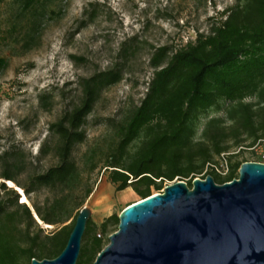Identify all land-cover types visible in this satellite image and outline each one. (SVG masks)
Returning a JSON list of instances; mask_svg holds the SVG:
<instances>
[{
    "label": "trees",
    "instance_id": "16d2710c",
    "mask_svg": "<svg viewBox=\"0 0 264 264\" xmlns=\"http://www.w3.org/2000/svg\"><path fill=\"white\" fill-rule=\"evenodd\" d=\"M48 1L24 0L23 13ZM150 65L154 73L146 95L119 125L118 145L106 165L116 192L132 188L147 198L152 187L160 191L165 182L203 174L222 153H229L230 173L221 176L209 170L202 178L211 175L217 184L238 178L242 162L232 161L227 142L249 149L264 137V0H236L195 41L177 49L158 47ZM122 79L118 69L81 79L80 103L50 127L57 137L55 166L30 177L27 183L5 168L2 178L23 189L30 204L20 202L15 187L0 183V264L55 259L65 249L80 212L73 215L67 208L68 196L83 188L75 148L86 140L84 125L103 90ZM221 102L225 103V116L209 119L197 139L200 117L212 108L221 110ZM136 141L139 144L130 150ZM247 141L250 143L244 146ZM97 167L93 163L91 171ZM187 184L192 187V182ZM43 189L57 194L40 201L37 195ZM92 192L91 187L85 189V199ZM34 213L40 222L60 226L59 230L44 234ZM71 218L72 223L64 225ZM118 226L116 213L100 225L90 218L77 264H94L105 248L97 231L105 235L111 227L116 232Z\"/></svg>",
    "mask_w": 264,
    "mask_h": 264
},
{
    "label": "rangeland",
    "instance_id": "374dc122",
    "mask_svg": "<svg viewBox=\"0 0 264 264\" xmlns=\"http://www.w3.org/2000/svg\"><path fill=\"white\" fill-rule=\"evenodd\" d=\"M23 1L0 0V183L17 188L2 178L6 167L27 183L30 177L55 166L57 137L51 125L80 103L81 79L118 69L122 81L103 90L84 125L86 140L75 148L83 188L75 189L67 200L73 215L89 207L92 220L100 225L143 199L132 188H128L130 193L116 192L106 165L118 145L119 125L146 95L154 73L150 65L153 53L162 46L180 48L195 41L199 33H208L236 0H50L25 14ZM221 105V110L212 108L200 117L197 139L209 119L225 116V103ZM227 145L233 162L259 159L248 148L241 149L232 141ZM93 163L98 167L91 171ZM206 175L176 179L164 186L177 181L193 183ZM89 187L93 192L85 199ZM19 193L20 202H25V194ZM156 193L159 191L152 187V195ZM56 194L43 189L37 196L43 201ZM41 225L44 234L60 227ZM114 230L111 227L102 235L105 247Z\"/></svg>",
    "mask_w": 264,
    "mask_h": 264
},
{
    "label": "water",
    "instance_id": "95a60500",
    "mask_svg": "<svg viewBox=\"0 0 264 264\" xmlns=\"http://www.w3.org/2000/svg\"><path fill=\"white\" fill-rule=\"evenodd\" d=\"M91 215L79 212L57 258L31 264H77ZM94 264H264V163H242L224 184L177 181L128 205Z\"/></svg>",
    "mask_w": 264,
    "mask_h": 264
},
{
    "label": "built area",
    "instance_id": "2783aa9c",
    "mask_svg": "<svg viewBox=\"0 0 264 264\" xmlns=\"http://www.w3.org/2000/svg\"><path fill=\"white\" fill-rule=\"evenodd\" d=\"M250 150L254 151L259 159L255 162L264 163V137L261 138L253 147L249 148ZM214 171L215 173L221 176H227L231 171V161L229 158V153H222L215 162L210 163L204 173L208 171ZM164 188L159 191V193H163ZM99 238H102V234H98Z\"/></svg>",
    "mask_w": 264,
    "mask_h": 264
},
{
    "label": "bare ground",
    "instance_id": "6f19581e",
    "mask_svg": "<svg viewBox=\"0 0 264 264\" xmlns=\"http://www.w3.org/2000/svg\"><path fill=\"white\" fill-rule=\"evenodd\" d=\"M10 185L12 186V184L10 183ZM17 189L20 191V192H22V193H24L23 192V189H21V188H19V187H17ZM130 189H126V190H124L123 191V193H130ZM24 196V199H25V202H27L28 204H30V202L28 201V199L26 198V196L25 195H23ZM46 226H48V225H46Z\"/></svg>",
    "mask_w": 264,
    "mask_h": 264
}]
</instances>
